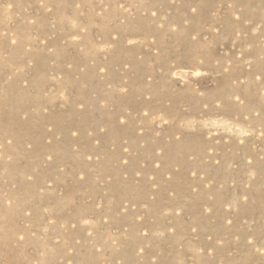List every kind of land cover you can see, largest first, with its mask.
Wrapping results in <instances>:
<instances>
[{
    "label": "rangeland",
    "instance_id": "rangeland-1",
    "mask_svg": "<svg viewBox=\"0 0 264 264\" xmlns=\"http://www.w3.org/2000/svg\"><path fill=\"white\" fill-rule=\"evenodd\" d=\"M0 264H264V0H0Z\"/></svg>",
    "mask_w": 264,
    "mask_h": 264
},
{
    "label": "bare ground",
    "instance_id": "bare-ground-1",
    "mask_svg": "<svg viewBox=\"0 0 264 264\" xmlns=\"http://www.w3.org/2000/svg\"><path fill=\"white\" fill-rule=\"evenodd\" d=\"M188 64L189 66H194V63H188ZM179 65H181V63Z\"/></svg>",
    "mask_w": 264,
    "mask_h": 264
}]
</instances>
